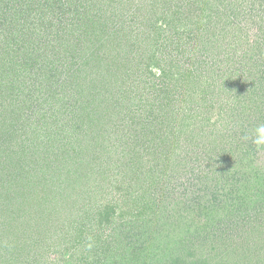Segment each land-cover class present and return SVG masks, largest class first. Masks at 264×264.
<instances>
[{"label": "trees", "instance_id": "16d2710c", "mask_svg": "<svg viewBox=\"0 0 264 264\" xmlns=\"http://www.w3.org/2000/svg\"><path fill=\"white\" fill-rule=\"evenodd\" d=\"M173 1L0 0V163L28 148L35 170L16 184L0 175V264H63L43 260L50 252L71 264H212L211 252L259 264L261 246L244 237L264 227V146L253 143L264 125V0H198L178 18ZM58 42L74 61L54 73ZM51 75L58 86L46 94L35 80ZM215 106L217 139L187 142L184 118ZM37 195L60 242L35 259L34 238H15L7 212Z\"/></svg>", "mask_w": 264, "mask_h": 264}, {"label": "rangeland", "instance_id": "374dc122", "mask_svg": "<svg viewBox=\"0 0 264 264\" xmlns=\"http://www.w3.org/2000/svg\"><path fill=\"white\" fill-rule=\"evenodd\" d=\"M185 1H189V0H174L173 1L177 5H179V7H180L178 9H176V12H175L176 13V18H178V16H179L177 14L178 11L184 12L185 14H189L190 15V13L192 12V8H196L198 6V0L197 1L190 0L191 4H189L188 6H184L183 3ZM208 1L209 2H213L215 0H208ZM197 13H199V12H197ZM190 17H191V15H190ZM247 19H248L247 17H246L245 20L243 18L242 21L239 24L240 27H241V30H239V36L242 39H243L244 35L246 36V32H247L248 38H250V33L251 32L248 30V29H251V28H249V21L250 20L248 21ZM141 20H143V19H141ZM141 20H140V22H141ZM193 21H194V19H193ZM140 22H137V24L135 25V27H134L135 32H140L141 28L137 27L138 23H140ZM209 22H211V21H209ZM133 23H135V22H132L131 24H133ZM131 24H130V26H131ZM192 25H191V29H193V31H195L196 26H194V24H192ZM232 31H234V30H232ZM165 33H168V32H165ZM199 34H200V31L198 29V35ZM128 35L127 36H121V38L119 39V42H120L119 45L120 46H117L118 51H117L116 55H118L119 57H122V59H123V57H127L126 55L128 54V50L129 49L127 48V45H126L128 43V41H129ZM65 37L66 38L68 37L67 34H65ZM127 38H128V41H127ZM242 45H243V42L240 45H239V42H238L237 44H234V43L231 44V47H236V48L239 47L240 48V47H242ZM50 46L54 47L53 49H55V51H53L54 53L52 52V54H51L50 62L51 63H53V62H57V63L62 62L60 64H57L54 67V73H57L56 68H58V67L59 68L61 66H63L64 68L67 67V65L69 64V60L71 62L74 61V59H71L70 56H67V58L63 61L64 55L67 52V50H62V48L59 49V47H61V44L59 42L54 44V46H53V43H52V44H50ZM77 50L80 51L81 49L76 48L75 49V53H77ZM230 51L231 50H229L228 53H230V54L233 53V52H230ZM55 52H57V54H55ZM39 54H40V62H39V64H42V61H43L42 58L44 57L43 51H40ZM102 55H103V53H102ZM128 58H134V57L131 56V57H128ZM202 58L203 57H199V59H202ZM75 61H76V59H75ZM79 63H81V62L79 61ZM71 66H72V64H71ZM81 68L84 69V67H81ZM159 71H160L159 69H157L155 67H151L152 74L158 75L160 73ZM35 81L37 82V85H36L37 87H40V89L42 88L43 90H46V94L54 92L57 89V86H58V83L53 81V75H51V77L49 79H43L41 76H39V77H37V80H35ZM133 86H135V85H133ZM219 86H220V81L217 80L216 84H215V88L219 87ZM139 88L142 89L141 87H139ZM229 89H231L230 86H229ZM229 89L224 90V92L227 93V90H229ZM216 90H219V88H216ZM138 93H139V90H137V94ZM212 93L217 94L216 91H215V92H209V95H211ZM209 95H207V96H209ZM39 96H41V98L38 100V104H41V103H43V101H45V98H44V96H42V94L38 95L37 97H39ZM214 96H216V95H214ZM194 101L195 102L192 103V105L193 104L194 105L197 104V102H198L197 98H194ZM197 107L198 106H196V109H197ZM226 109L230 111L229 113H231L229 104H228V106H226ZM211 110H212L211 111L212 113H209V114H202V113H205V112L199 111V112H197L195 114L196 115L195 117L190 116V118H188V117L184 118V125H182V128H183L182 132H184V138L185 137L188 138L186 140L187 142L190 141L193 144V143L197 142L199 139H202V141H207V142H209V140L213 141L214 139H217V136H216L217 134L215 132L221 131L220 129H223L222 124H220L221 123V119H220V116H219L220 110L216 106L214 108H212ZM234 120H235V118H234ZM112 122L114 123L113 120H112ZM16 123H17V126L11 127V130H13V131L17 130V132L14 131L12 133H16L15 136L16 135L17 136L21 135L22 138L25 137L26 135H22V132H20L24 128L22 126L21 122H16ZM177 123H180V121L178 120ZM224 125L226 126V124H224ZM118 126H120V125H118ZM121 126L123 127V126H126V125H121ZM206 131H211L212 132L211 135L208 138H207V134L205 133ZM22 138L19 139V142L21 143V145L22 144H25V145H29L30 144L29 142L22 140ZM110 142H112V141H110ZM20 143L16 142V144H20ZM22 146H24V145H22ZM110 146H112L111 143H110ZM2 147H4V146H2ZM14 149H16V150H14V152L10 156V159L8 161L4 160L3 162L0 163V172L2 173L0 175L3 176L6 180H8V181L10 180L9 183H13L15 181V184H16L21 179L20 178V174H24L23 177H22L24 179V178H26V174H28V175L31 174L32 175L35 170L30 168L31 162H33V160H34V155L32 153L33 150H29V152H28V148H26L25 152H27V153H25L23 151L24 153L17 154V152L19 150L17 149L16 146L14 147ZM23 166H25V167H23ZM8 181H6V182H8ZM2 185L5 188L3 190V188L1 189V187H0L1 191L2 190L5 191V190L8 189V187L5 186L4 182L1 180L0 186H2ZM23 199H25V198H23ZM42 199L44 200V198H41V195H37V196H34L32 200H30L29 202L25 203L22 200V197H19V201L20 202H17L16 205L15 204L14 205H10V208H9L10 211L7 212V216H8L7 222L9 221V223H7V228H11L12 229L11 231H14L15 238L17 237V235H16L17 231H18V235L20 236V239L22 240V243H26V239H28V238L30 240H32L34 238L33 243H31L30 245L33 246L35 244L34 251H31V254H33V257L35 259H37V251L38 252L43 251L46 247H50V246H52V248L54 247V249L56 250V243L60 242L59 238L56 236V233H55L56 227H57V225H56L57 222L54 221V219L47 218L48 216H46V214H45V212L43 211V208H42L43 204L41 206H39V209L37 208L38 206H37L36 203L39 200H42ZM17 201H18V199H17ZM33 204H36V205H33ZM21 207L25 208L27 210L30 209L29 211L31 212V214L34 217V219L37 218V222H41L44 219L45 224L41 223L40 226L39 225L37 226V222H36L34 224L33 228L31 226H29L28 222H25L24 219L21 217ZM42 212H44V213H42ZM29 231H32L33 233L31 234ZM186 232L187 231H185V229L182 230V227H181V231L179 232V234H181V235L178 238L179 242L182 241V237L184 238V236H185L184 234H186ZM2 233H0V236L2 235ZM260 233H257V230H254L253 232H251L250 235L245 234L244 238L247 240L246 243H249V245L252 244V246H253L254 244H256V245L261 246L259 248L260 252L258 251V253H260V255H262L261 259L259 258V264H264V227L262 228V233L263 234L260 235ZM15 238L14 237H12V238L9 237L7 239V241H6V243H8V242L10 243V241H13ZM34 241H36V243ZM239 241L240 240H238V242ZM23 249H24V247H23ZM11 250H12V252H14V251L16 252L15 248H11ZM26 250L27 249H24V251H26ZM17 251H19V249H17ZM245 253H247V252H245ZM213 254H217V256L215 257V260H213L214 263H212V264H233V261H231V259L223 260L222 253H220V252H218V253L211 252V256ZM61 256H63V260H62L63 264H71V263L66 261V259H68V254L60 255L58 253L56 255V254L50 252V253L46 254V256H45V258H43V260L46 259L48 263H51V262H54L55 260L57 261V257H61ZM205 257H207V256H205ZM40 262H41V260L39 261V263ZM211 262L212 261L210 259L208 263L211 264ZM37 263H38V261H35L34 264H37ZM256 263H258V261L256 259H254L253 257H252L251 261L247 260V264H256Z\"/></svg>", "mask_w": 264, "mask_h": 264}, {"label": "clouds", "instance_id": "9594fccd", "mask_svg": "<svg viewBox=\"0 0 264 264\" xmlns=\"http://www.w3.org/2000/svg\"><path fill=\"white\" fill-rule=\"evenodd\" d=\"M253 143L259 148L264 146V125H260L255 130V135L253 138Z\"/></svg>", "mask_w": 264, "mask_h": 264}]
</instances>
